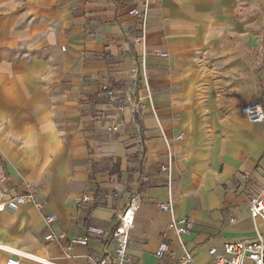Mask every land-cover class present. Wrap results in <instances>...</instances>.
<instances>
[{
	"label": "crops",
	"instance_id": "1",
	"mask_svg": "<svg viewBox=\"0 0 264 264\" xmlns=\"http://www.w3.org/2000/svg\"><path fill=\"white\" fill-rule=\"evenodd\" d=\"M147 1L0 0V203L19 193L48 201L0 212V246L45 247L57 264H89L107 240L88 227L112 230L140 188L129 245L135 264H174L157 256L164 240L183 252L174 219L194 221L184 240L195 264H215L212 246L264 233L248 208L250 189L264 184V122L241 110L264 103V0ZM144 16L145 39L132 42ZM133 84L148 111L141 171L131 125L112 134L101 117L104 93ZM103 144L115 153L101 154ZM169 150L170 188L161 171ZM83 197L90 199L78 206ZM51 213L57 221L48 227ZM49 229L66 239L45 242ZM79 237L88 242L68 252ZM8 257L0 248V264Z\"/></svg>",
	"mask_w": 264,
	"mask_h": 264
},
{
	"label": "built area",
	"instance_id": "2",
	"mask_svg": "<svg viewBox=\"0 0 264 264\" xmlns=\"http://www.w3.org/2000/svg\"><path fill=\"white\" fill-rule=\"evenodd\" d=\"M149 0L146 2L148 7ZM132 13H137L136 10ZM145 16L143 20V34L140 36H127L132 42H143L145 39ZM167 56V53L163 54ZM106 104L101 110V117L104 118L106 130L112 134H125L129 132L128 126L131 125V133L127 135L129 141H132L138 147V156L136 166L141 171L146 161V137L144 117L148 113L146 105L141 100L137 86L135 84L122 87H112L104 93ZM129 109L131 114L130 122L125 119V111ZM242 113L253 123L264 122V103L260 100L243 104ZM181 135L174 136L172 140H178ZM166 141H170L166 139ZM115 144H103L100 147L101 154L113 155L115 153ZM112 149L111 151H108ZM173 151H168V159L161 165V171L168 175V186L171 185V170L175 160ZM142 181L145 178L141 177ZM143 191L140 189L132 190V196L125 206L117 212L115 226L112 230L106 231L102 228L90 225L88 230L92 233L102 234L106 238L103 251L98 256L90 255L89 264H135V261L129 254V245L131 233L135 226V215L142 204ZM90 198L83 197L78 201V206L86 203ZM32 204L42 209L47 204V200H39L32 193H19L9 200L0 203V212L8 208L10 210H19L24 205ZM160 208L168 210L171 204L161 203ZM248 208L254 223L260 221L264 223V184L257 189H250L248 195ZM47 226H51L57 221L54 213L45 216ZM234 222V219H231ZM194 221L190 218L174 219L170 228L174 230L177 242L182 248V254L179 257L171 251L168 241H162L157 252L158 258L162 259L171 256L174 264H195L192 251L189 250L184 240V236L194 231ZM66 239L65 232L56 233L49 229L45 236V242L58 241ZM75 242L86 244L88 237L75 238L67 246V251L72 250ZM110 245H113L110 248ZM10 254L7 264H23L22 259H29L38 264H57L53 258L47 256V248L42 247L39 252H25L11 246H0ZM209 254L213 257L215 264H264V233L256 238L243 240H227L220 247L212 246ZM71 256L67 253V257Z\"/></svg>",
	"mask_w": 264,
	"mask_h": 264
}]
</instances>
